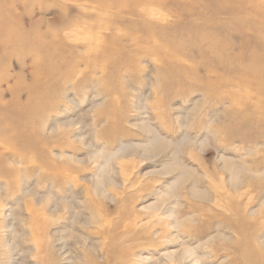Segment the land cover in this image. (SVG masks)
Instances as JSON below:
<instances>
[{"label": "rangeland", "instance_id": "obj_1", "mask_svg": "<svg viewBox=\"0 0 264 264\" xmlns=\"http://www.w3.org/2000/svg\"><path fill=\"white\" fill-rule=\"evenodd\" d=\"M106 1L0 0V264H264V0Z\"/></svg>", "mask_w": 264, "mask_h": 264}, {"label": "bare ground", "instance_id": "obj_2", "mask_svg": "<svg viewBox=\"0 0 264 264\" xmlns=\"http://www.w3.org/2000/svg\"><path fill=\"white\" fill-rule=\"evenodd\" d=\"M106 1V0H105ZM116 0H107L106 1V3H114ZM156 1H158V0H156ZM143 3V0H132V2H131V4H132V6H133V8H134V6H137V5H140V4H142ZM109 4V5H110ZM103 5H105V4H103ZM131 9V10H134V9ZM149 9V8H148ZM151 10H153V9H151ZM71 34V33H70ZM69 34V35H70ZM67 35H68V33H67ZM66 35V36H67ZM68 35V36H69ZM67 36V37H68ZM94 39V38H93ZM95 54V53H94ZM251 73L253 74V75H255V77L259 80V86H257V90L259 91V92H264V68H262V69H260V70H253V71H251ZM262 104V103H261ZM244 193V192H243Z\"/></svg>", "mask_w": 264, "mask_h": 264}]
</instances>
